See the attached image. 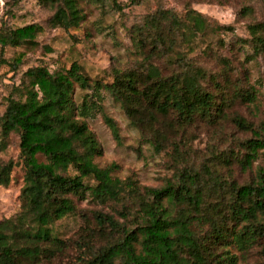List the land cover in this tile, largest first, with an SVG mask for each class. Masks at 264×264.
I'll return each instance as SVG.
<instances>
[{"label":"rangeland","instance_id":"rangeland-1","mask_svg":"<svg viewBox=\"0 0 264 264\" xmlns=\"http://www.w3.org/2000/svg\"><path fill=\"white\" fill-rule=\"evenodd\" d=\"M76 2L82 21L67 30L48 24L60 4L57 0L0 3V34L31 24L41 29L33 43L0 47V116L9 97H20L16 89L23 73L35 66L64 73L76 63L90 81L104 84L113 81L117 70L146 75L155 67L162 78L200 71L199 85L212 96L213 106L206 117L195 115L189 123H182L174 113L160 115L148 110V104L142 102L137 114L140 122L134 127L122 103L105 91H81L75 86L74 101L84 110L98 143L100 154L94 162L99 167L113 165L112 176L129 178L142 198H146L147 189L180 186L184 173L198 175L196 187L203 191L204 217L198 221L194 217L191 229L203 250L210 256H228L231 264H264V236L242 248L238 238H212L209 223L220 224L226 235L239 231L245 223L232 217L234 189L255 184L264 170V150H259L249 168L240 163L247 141L264 140V52L256 41L257 37L264 40L263 1ZM192 14L202 17L203 32L191 30L188 15ZM101 108L117 124L120 144L103 123ZM37 158L46 161L41 155ZM10 161L9 184L0 186V221L21 210L25 168L16 132L5 140L0 135V162ZM86 184L94 185L92 181ZM136 195L124 192L117 200H103L86 193L74 199L72 215L55 208L51 237L62 242V249L41 264H83L119 242L124 233L137 234L144 218ZM99 215L110 218L116 228L102 226ZM27 225L31 233L38 228L33 218ZM135 248L138 251L139 245Z\"/></svg>","mask_w":264,"mask_h":264},{"label":"trees","instance_id":"trees-1","mask_svg":"<svg viewBox=\"0 0 264 264\" xmlns=\"http://www.w3.org/2000/svg\"><path fill=\"white\" fill-rule=\"evenodd\" d=\"M76 1L57 0L60 4L48 24L64 30L77 28L82 16ZM188 16L191 30L203 32L202 17ZM40 31L34 24L8 29L0 34V47L17 48L33 43ZM256 41L264 52V40L257 37ZM20 59L21 56L17 60ZM197 77L200 71L162 78L157 68L150 67L146 75L117 70L113 81L104 84L90 81L76 63L64 73H50L44 66L25 71L15 88L20 97H9L0 116L3 140L13 132L19 134L20 156L25 168L21 210L13 218L0 221V264H41L55 252H61L62 242L52 238L50 230L55 208L72 215L76 211L74 199H81L86 193L94 198L117 200L124 192L140 197L143 225L137 229V234L124 233L119 242L94 254L83 264H231L232 258L228 256H210L205 252L191 229L194 217L197 221L204 217L201 214L203 191L196 187L198 175L184 173L180 186L147 189L146 198H142L129 178L120 180L112 176L113 165L101 168L94 162L100 149L88 128L84 110L73 96L75 86L81 91L109 93L122 103L134 127L140 122L137 114L142 102L148 104V110L160 115L174 113L182 123H189L195 115L206 117L213 106L212 96L200 87ZM99 113L114 141L120 144L115 121L102 108ZM259 150H264V140L247 141L241 166L249 168ZM39 155L46 161L40 162ZM12 168L11 161L0 162V186L9 184ZM234 191L232 217L245 225L226 235L225 228L210 221L211 236L218 241L238 238L245 248L264 236V170L255 184ZM29 218L38 225L34 233L28 229ZM98 220L102 226L116 228V223L108 217L99 215ZM135 244L139 245L138 251Z\"/></svg>","mask_w":264,"mask_h":264},{"label":"clouds","instance_id":"clouds-1","mask_svg":"<svg viewBox=\"0 0 264 264\" xmlns=\"http://www.w3.org/2000/svg\"><path fill=\"white\" fill-rule=\"evenodd\" d=\"M0 3H2V0H0Z\"/></svg>","mask_w":264,"mask_h":264}]
</instances>
